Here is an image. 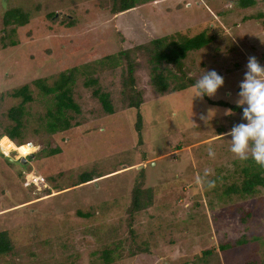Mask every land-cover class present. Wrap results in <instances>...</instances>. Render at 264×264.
Returning a JSON list of instances; mask_svg holds the SVG:
<instances>
[{
  "label": "rangeland",
  "instance_id": "rangeland-1",
  "mask_svg": "<svg viewBox=\"0 0 264 264\" xmlns=\"http://www.w3.org/2000/svg\"><path fill=\"white\" fill-rule=\"evenodd\" d=\"M111 5L112 0H0V133L11 123L7 108L21 99L12 92L28 85L34 97L18 139L7 143L0 135V230L12 244L0 264H195L208 249L213 252L205 264H264V186L252 196L224 194L241 178L234 168L243 161L223 133L240 122L241 113L224 116L228 107L205 98L192 103L193 85L158 94L149 80L151 65L140 56L137 140L136 110L126 109L122 99V67L106 58L174 31L204 32L213 40L188 52L186 72L196 80L203 69L216 70L224 85L209 99L235 103L248 57L264 64V1L240 8L236 0H144L115 15ZM11 7L28 13L25 25L2 24ZM73 67L78 110L66 111V130L49 132L45 113L52 95L42 94L33 80L52 85ZM90 78L96 82L85 85ZM95 88L108 95L111 113L92 94ZM209 108L218 111L204 122L200 117ZM218 127L223 133L217 134ZM53 148L57 152L49 154ZM95 168L113 172L75 184ZM141 168L151 203L130 218V190ZM217 174L223 179L209 187ZM239 239L244 241L235 244ZM224 243L231 245L221 249ZM106 247L112 249L108 263L102 259Z\"/></svg>",
  "mask_w": 264,
  "mask_h": 264
},
{
  "label": "trees",
  "instance_id": "trees-1",
  "mask_svg": "<svg viewBox=\"0 0 264 264\" xmlns=\"http://www.w3.org/2000/svg\"><path fill=\"white\" fill-rule=\"evenodd\" d=\"M147 1V0H145ZM149 1V0H148ZM264 1V0H261ZM139 2V3H138ZM144 0H112L110 13L113 15L121 14L131 8L136 7L138 4L143 3ZM257 0H236V5L240 8H247L255 5ZM51 17H54V13H50ZM66 16L67 25L71 26L73 19H68ZM28 22V13L21 7H11L6 9L2 15V24L4 26L16 25L22 26ZM213 40V37L205 34L204 32L196 33L193 36L182 35L180 32H171L166 35L156 36L151 40L136 44L132 48L121 49L116 53L117 59L112 56H107V59H113L115 65L122 67V78H121V94L122 99L125 103L126 109L134 108L136 110L135 117V128L137 130V140H141L140 129L142 126V119L139 113L140 105L143 102L142 94L136 89L135 86V65L137 59L140 56L146 58L147 62L151 65L150 82L155 88L158 94H163L170 91L182 90L195 83V79L190 77L184 67V58L187 56L189 51L198 50L201 47L206 46ZM11 45L16 44L11 41ZM75 67L62 71L58 74V77L53 81L52 85L46 84L44 79L36 78L33 83L37 88L42 91V94L52 95V102L50 107L46 111V127L49 132L64 131L70 125V117L66 114L68 109L78 110V105L73 101L72 98V83L74 82ZM96 80L94 78L87 79L84 84H94ZM92 94L98 98L103 110L107 113L113 111L112 105L108 101V95L102 93L98 88L93 89ZM13 97H21L20 101L7 108L6 117L11 120V123L4 127L0 135L7 143L18 139L20 130L23 128L25 116L27 114V103L33 101L29 86L22 85L12 92ZM205 99L212 104L224 105L231 108L233 112L240 115L241 111L235 103H230L224 100H212L208 97ZM223 128L218 127V132L223 133ZM1 139V140H2ZM22 143H18L21 145ZM29 145V144H28ZM24 146V145H21ZM4 147V145H2ZM56 148L49 151V154H55ZM142 158H145L143 154ZM236 162V161H235ZM234 162V163H235ZM143 168L141 171L140 178L132 185L130 190V201L127 207V213L131 218L136 212L142 211L143 208L148 206L151 202L150 188L145 187ZM236 173H240L241 178L239 181L232 182L224 189V194L229 192L237 194L239 196H252L259 186H264V166L257 164L251 157L244 160L242 164H237L234 168ZM101 171L92 169L81 173L78 177V181L75 184H81L89 182L94 178H99L108 173L113 172L107 171L100 173ZM223 176L213 175L210 180L217 181ZM264 207V206H263ZM264 210V208H263ZM249 214V213H248ZM264 219V211H263ZM132 237V236H131ZM134 238V237H132ZM244 239H239L235 244H240ZM145 243V242H143ZM231 244L224 243L220 245L221 249L229 247ZM139 249L144 250L142 243L137 245ZM12 249V244L9 235L6 230H0V256L9 253ZM112 249L106 247L102 250L103 262L108 263L111 260L110 253ZM213 252L212 249L202 251L200 257L197 258L195 264L207 263V258ZM200 262V263H199Z\"/></svg>",
  "mask_w": 264,
  "mask_h": 264
},
{
  "label": "clouds",
  "instance_id": "clouds-1",
  "mask_svg": "<svg viewBox=\"0 0 264 264\" xmlns=\"http://www.w3.org/2000/svg\"><path fill=\"white\" fill-rule=\"evenodd\" d=\"M223 85L224 77L216 70L203 69V73L192 86V103L194 99L214 97ZM236 96L235 104L241 111V120L223 134L230 136V151L235 157L241 161L251 157L257 164L264 166V64L255 56H249L247 59ZM210 111L212 119L218 109L209 108L206 115L202 114L200 118L204 122L208 120ZM232 111L231 108H225L223 115L230 116ZM208 155L210 157L215 155L211 147L208 149ZM208 173L209 170L205 169V177ZM207 183L209 187L214 185L212 180H208Z\"/></svg>",
  "mask_w": 264,
  "mask_h": 264
},
{
  "label": "water",
  "instance_id": "water-1",
  "mask_svg": "<svg viewBox=\"0 0 264 264\" xmlns=\"http://www.w3.org/2000/svg\"><path fill=\"white\" fill-rule=\"evenodd\" d=\"M21 160L24 161V158L22 157Z\"/></svg>",
  "mask_w": 264,
  "mask_h": 264
}]
</instances>
